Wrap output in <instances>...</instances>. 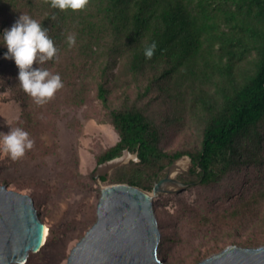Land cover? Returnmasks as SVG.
Listing matches in <instances>:
<instances>
[{"label":"rangeland","instance_id":"374dc122","mask_svg":"<svg viewBox=\"0 0 264 264\" xmlns=\"http://www.w3.org/2000/svg\"><path fill=\"white\" fill-rule=\"evenodd\" d=\"M183 2L202 27L198 47L205 57L204 88L223 103L233 95L235 82L243 85L256 71L264 14L247 0ZM21 13L48 28L57 52L41 67L59 73L63 81L46 103L37 104L20 87L18 68L0 45V131L20 126L34 140L17 160L0 155V186L29 196L49 230L43 247L24 264H66L96 221L103 188L134 181V187L152 195L172 165L168 177L179 183H164L163 193L152 196L161 235L157 255L164 264H198L233 245L264 246V118L238 135L234 163L218 181L187 183L190 156L200 150L208 116L200 110L198 89L185 79L163 78L159 60L134 72L139 42L128 37L138 13L132 0H87L81 13L66 11L53 28L54 17L40 0H0V34ZM69 35L76 38L71 46ZM215 35L240 39L243 45L222 48L213 43ZM168 81V90H160ZM100 87L107 93L104 100L98 97ZM123 106L140 111L154 125L158 148L167 158L146 165L136 152L124 150L112 159L122 158L118 166L110 169L106 163L112 160L100 162L119 142L111 113ZM176 154L181 156L174 159Z\"/></svg>","mask_w":264,"mask_h":264},{"label":"trees","instance_id":"16d2710c","mask_svg":"<svg viewBox=\"0 0 264 264\" xmlns=\"http://www.w3.org/2000/svg\"><path fill=\"white\" fill-rule=\"evenodd\" d=\"M247 1L250 6L264 14V0ZM40 3L54 17L52 28L64 20L66 11L70 14L74 11L81 13V9L53 8L51 0H40ZM132 7L138 13L133 15L135 31L128 37L139 42L134 49V72L137 73L146 64L159 60L162 63L163 78L172 81L175 80L174 76L176 81L185 79L190 88L198 89L196 99L200 110L208 116L200 150L196 155L190 156L191 164L185 174V182L192 185L216 182L234 163L238 135L264 118V41L256 47L259 59L254 75L243 85L235 82L233 95H226L223 103H218L204 88L207 75L201 65L204 64L205 57L198 47L202 27L188 11L183 0H132ZM147 12L149 14L145 15ZM147 25H150V31L143 41V30ZM246 31H250V28ZM152 42L157 47L154 55L149 58L145 56L144 50ZM213 43L222 48H227L231 43L243 45L240 39L230 40L220 35L213 37ZM170 83L168 81L165 87H158L160 90H168ZM106 94L105 88L100 87L98 97L104 100ZM111 120L119 142L105 153L100 162L110 161L124 150L136 152L139 162L146 165L156 164L167 158L158 148L157 129L140 111L123 106L111 113ZM180 156L176 154L173 158ZM163 167L160 165L158 170ZM128 185L137 186L138 183L128 181Z\"/></svg>","mask_w":264,"mask_h":264},{"label":"water","instance_id":"95a60500","mask_svg":"<svg viewBox=\"0 0 264 264\" xmlns=\"http://www.w3.org/2000/svg\"><path fill=\"white\" fill-rule=\"evenodd\" d=\"M171 167L152 195L129 185L103 188L96 221L72 248L66 264H164L157 255L161 235L152 196L163 193L164 183H179L168 177ZM45 233L32 199L0 186V264H24L30 253L43 247ZM198 264H264V246H228Z\"/></svg>","mask_w":264,"mask_h":264},{"label":"clouds","instance_id":"9594fccd","mask_svg":"<svg viewBox=\"0 0 264 264\" xmlns=\"http://www.w3.org/2000/svg\"><path fill=\"white\" fill-rule=\"evenodd\" d=\"M87 0H51V7L59 9H81ZM69 45L75 43V35L67 37ZM0 45L5 46L6 59L14 61L18 68L17 79L20 87L37 104H44L56 90L63 87L59 73H52L41 65L53 58L57 48L53 39L48 35V28L42 21L35 19L28 13H21L10 28H5L0 34ZM157 45L152 42L144 50L146 57L154 55ZM37 65L33 67V64ZM34 144L30 133L23 127L9 128L7 132L0 131V155L17 160Z\"/></svg>","mask_w":264,"mask_h":264},{"label":"bare ground","instance_id":"6f19581e","mask_svg":"<svg viewBox=\"0 0 264 264\" xmlns=\"http://www.w3.org/2000/svg\"><path fill=\"white\" fill-rule=\"evenodd\" d=\"M121 160H122V158H117V159H115V160H112V161H110V162H107L106 164H107V167L108 168H112V167H116V166H118L119 165V163L121 162ZM175 169V166H174V168L172 169V171ZM45 226V228H46V233H45V240H44V243H43V245L45 244V242H46V238H47V235H48V233H49V230H48V227L46 226V225H44Z\"/></svg>","mask_w":264,"mask_h":264}]
</instances>
